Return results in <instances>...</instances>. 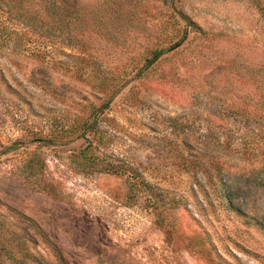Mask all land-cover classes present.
<instances>
[{
    "label": "rangeland",
    "instance_id": "obj_1",
    "mask_svg": "<svg viewBox=\"0 0 264 264\" xmlns=\"http://www.w3.org/2000/svg\"><path fill=\"white\" fill-rule=\"evenodd\" d=\"M0 222V264H264V0H0Z\"/></svg>",
    "mask_w": 264,
    "mask_h": 264
},
{
    "label": "trees",
    "instance_id": "obj_2",
    "mask_svg": "<svg viewBox=\"0 0 264 264\" xmlns=\"http://www.w3.org/2000/svg\"><path fill=\"white\" fill-rule=\"evenodd\" d=\"M185 39H186V33L182 37V39H181L180 42L183 43ZM181 43H176L174 45H171L168 48L162 47V48H156V49H154L153 51H151L152 57L149 59V61H148V63L146 65L147 66H150L155 61L159 60L165 53H167L170 50H173V48H176L178 45H181ZM118 91H119V88L118 89H114V91L111 93L112 94L111 99L118 93ZM109 103H110V101H108L105 105H102L98 110H96V112L93 115V120L91 122L87 123L86 126H88V127L86 128V130L87 129L91 130L92 128L95 127V124L94 123H95V120H96L97 113L100 112V111H102V110H104L108 106ZM81 154H82L85 162H87V163H89V162L90 163H96L97 157L94 154H90L89 155L88 154V149H85L84 151H82ZM2 225L3 224L0 222V229H1ZM28 258L30 260H34L35 259L34 255H32L31 253L28 255Z\"/></svg>",
    "mask_w": 264,
    "mask_h": 264
}]
</instances>
